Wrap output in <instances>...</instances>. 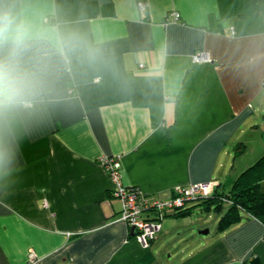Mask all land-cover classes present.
<instances>
[{
    "label": "crops",
    "instance_id": "crops-1",
    "mask_svg": "<svg viewBox=\"0 0 264 264\" xmlns=\"http://www.w3.org/2000/svg\"><path fill=\"white\" fill-rule=\"evenodd\" d=\"M138 1L42 0L92 55L0 157V264H264V220L238 208L219 228L230 200L189 201L143 246L100 161L119 157L123 184L152 198L228 192L264 155V0Z\"/></svg>",
    "mask_w": 264,
    "mask_h": 264
},
{
    "label": "clouds",
    "instance_id": "clouds-1",
    "mask_svg": "<svg viewBox=\"0 0 264 264\" xmlns=\"http://www.w3.org/2000/svg\"><path fill=\"white\" fill-rule=\"evenodd\" d=\"M77 54L92 52L76 32L48 17L42 0H0V157L16 129L52 103Z\"/></svg>",
    "mask_w": 264,
    "mask_h": 264
},
{
    "label": "built area",
    "instance_id": "built-area-1",
    "mask_svg": "<svg viewBox=\"0 0 264 264\" xmlns=\"http://www.w3.org/2000/svg\"><path fill=\"white\" fill-rule=\"evenodd\" d=\"M138 6L143 9L144 2L138 1ZM170 16L176 19L177 13H171ZM192 58L194 61L202 62L211 60L208 53L202 50L195 51ZM100 161L106 167L111 180V195L116 197L121 204L117 218L130 228H134V236L145 247L156 237L160 229V221L167 213L180 211L186 208L189 201L197 198H209L217 188L214 181L191 183L184 187H177L174 193L166 199L152 198L143 194L135 186L123 184L119 157L106 156ZM221 200L228 201L226 197H221ZM28 259L32 263L37 261L33 252L29 253Z\"/></svg>",
    "mask_w": 264,
    "mask_h": 264
},
{
    "label": "trees",
    "instance_id": "trees-1",
    "mask_svg": "<svg viewBox=\"0 0 264 264\" xmlns=\"http://www.w3.org/2000/svg\"><path fill=\"white\" fill-rule=\"evenodd\" d=\"M262 180H264V155L239 173L228 192L222 194L216 190L211 197L204 198L203 202L216 201L218 203L216 207L221 205V197L231 201L227 213L219 222V228L231 224L236 219L234 212L238 208L264 220V191L260 188ZM186 209L176 211L174 214H183Z\"/></svg>",
    "mask_w": 264,
    "mask_h": 264
},
{
    "label": "rangeland",
    "instance_id": "rangeland-1",
    "mask_svg": "<svg viewBox=\"0 0 264 264\" xmlns=\"http://www.w3.org/2000/svg\"><path fill=\"white\" fill-rule=\"evenodd\" d=\"M261 141V140H260ZM261 142H264V140H262ZM252 145H253V143L251 142V145H250V148H252ZM258 145H260V144H258ZM262 187H264V183H262ZM194 209H196L194 212H196V213H198V214H201V215H203L204 216V213L201 211V207L200 206H196V207H194ZM202 212V213H201ZM202 216V217H203ZM211 221V220H210Z\"/></svg>",
    "mask_w": 264,
    "mask_h": 264
},
{
    "label": "water",
    "instance_id": "water-1",
    "mask_svg": "<svg viewBox=\"0 0 264 264\" xmlns=\"http://www.w3.org/2000/svg\"><path fill=\"white\" fill-rule=\"evenodd\" d=\"M134 228H131V233H133L134 234ZM203 232H206V230L205 231H203Z\"/></svg>",
    "mask_w": 264,
    "mask_h": 264
}]
</instances>
